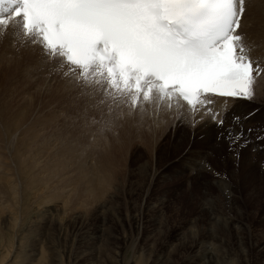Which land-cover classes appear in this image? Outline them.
I'll use <instances>...</instances> for the list:
<instances>
[{
	"label": "rangeland",
	"instance_id": "obj_1",
	"mask_svg": "<svg viewBox=\"0 0 264 264\" xmlns=\"http://www.w3.org/2000/svg\"><path fill=\"white\" fill-rule=\"evenodd\" d=\"M11 53L13 56H11ZM11 53L8 51L10 59L7 60V64H4L5 67L3 66L1 68L2 71L0 70V75L3 76L0 77V100L2 99L0 104L3 103L2 106L0 105V109H3L4 112L9 110L7 111L9 113L13 110L11 112L12 114L22 111V108L24 110L25 108L28 109L30 104L27 103L23 106L22 102L25 103L29 98H32V108L30 107L31 117L28 116L31 119L28 118V121L32 122V126H36L39 124L38 121L45 124L42 120L49 119V127L46 126L47 130L45 133L47 135V140L50 143H54L52 145H55L49 150V152H51L50 155L57 159L58 155L61 160L64 158L68 160L67 162L71 163H67L65 162L66 160H63L64 164L66 163L65 167L63 162H60L63 170H61V168L56 169L57 164L54 165L51 171L59 170L55 178L46 176L41 184H45V186L52 185L51 187L55 188L58 186L57 188H61L63 197L66 196L64 193L65 191L69 192L72 189H74L76 195L68 199L71 203V205L69 203L70 206L67 207L69 214L67 212V215L64 216L65 218L61 223L56 221L59 224H54L56 219H53V217L56 215V206H62L61 203H63L65 199L52 201L51 205L48 203L44 205V208L32 202L31 206L27 207L20 215L19 225L21 227L18 225L17 231L14 230L15 233L13 231L17 240L12 238L0 244V255L2 254V257H4L3 254H7V252H10L9 249L11 250L15 246V248L18 247V249L20 247V256L22 257L24 254L23 258L27 255L30 256L31 254L32 256L34 254L36 256L38 255L37 259L39 260L41 254L44 253V264H178L187 257H190L186 249H182L180 252L175 253L176 247L185 242L186 238L191 236L189 234H191L192 231H197V229L201 231L203 228H209L208 218L210 217H207L205 214L208 211L204 210L205 212L201 214V210L208 206L206 201L210 198L208 195L213 193L214 196H216V192L220 190H218L216 186L213 187V185H208V182L217 177H225L226 174L222 176V172L220 173L216 165H222L223 160L227 159L228 156L235 155L236 158V153H239L238 148H236L235 151H230L227 142L224 139L218 138V133L222 130H218L213 126H210L208 128L209 130L205 129L202 131L210 133V131L213 132L211 129H214L209 139H205V135L199 136V133L197 134V129L193 127V119L181 114V111L175 109V106L172 104H168L163 100L161 101L156 97L145 101L143 100V96H141L137 105L133 106L128 96H117L119 94L116 93L110 96L107 86L101 88V90H103L101 91L99 89V82H93L89 79L91 82L86 83L84 80H77L76 76H68V74H76L74 73L76 70L73 72H64L60 69H57L58 71H51L53 68L52 65L47 64L46 66V64L41 63L39 64L41 65L40 67L38 64H26L23 63V59L17 60L20 57L17 53ZM19 63H23L21 67ZM35 65L36 67L34 68L33 66ZM17 67H19V70H21L22 67L23 69L25 68V72H20ZM6 69L7 71H5ZM37 70H41L42 72H38ZM20 73L22 76L25 75L24 79L19 75ZM64 73H67V75ZM7 75L11 79L6 77ZM17 75L19 77H17ZM16 77L17 79L20 77L22 78L17 80ZM66 80L68 82L70 80V84ZM20 85L22 86L20 87ZM102 85L103 84H101V87ZM18 86L20 88L24 87L25 90H21ZM13 92H15V95ZM29 94H31V96ZM22 97L25 98L21 99ZM34 97L36 101L33 99ZM12 98L16 101H13ZM9 100L10 104L9 102H5ZM15 102L20 108L16 105H13L15 108L11 107L12 103L15 104ZM45 102H47V104ZM10 107L13 109L11 110ZM251 107H253V104ZM190 115L193 116L194 114L191 113ZM7 117H9V115ZM261 125L260 122L256 123L257 128L261 127ZM27 127L28 126H25V128ZM192 128L194 130H192ZM263 134L264 133H262V135ZM51 136L54 138L52 137L50 139L49 137ZM253 136L254 135H252V142L254 141ZM179 137H183V142H175ZM221 143H224V145H220ZM56 145L58 150L56 149ZM67 147L71 150L76 148L74 151H76L77 154H74V156L66 154L65 149H67ZM90 148L92 149L90 150ZM244 148L246 149L247 146ZM104 150H106L108 152L107 154L110 156V158L107 159L109 162L106 160L107 164L115 169H112L114 171V176H112L113 178L111 177L112 183H110L108 187H113L112 192L115 193L116 196L113 195L110 203L107 200L108 205L104 208L106 215H103L105 219L104 217L101 218L102 216L99 217L102 215V209L98 208L100 202L97 200L98 198H103V196H98L96 199V197L91 195L92 185H94L96 180V164L97 161L101 160L100 157L102 158V151L104 152ZM55 151L58 154H55ZM99 153H101L100 156ZM200 153L202 154L199 155ZM45 154L49 155L48 153ZM62 155L65 157H61ZM78 155L80 158L77 157ZM153 156L155 160H153ZM156 156L159 158L156 159ZM244 157L248 158L247 155ZM200 158L207 159V165L210 167L205 168L203 160L201 163L202 165L200 162L196 163V159L199 160ZM189 163L192 166V170L185 168ZM48 164L49 163H46V165ZM43 165L44 163H41L35 171L42 173L45 170L44 168L41 169ZM70 166L71 168L69 171L73 173L68 172ZM157 169L158 171L161 170L160 172L164 174V178L161 182L154 181V184L150 186L146 175H150L152 170L154 172L157 171ZM241 169L240 167L243 180L241 188L238 189L239 200L241 201L239 211L241 210V213L235 210H229L231 207L228 208V205V207L226 205L223 206L222 203L218 205L223 208H219L218 205L215 206V208L217 210L222 209L227 217L242 220V227L244 229L238 231V233L233 232L230 235H233L232 241L236 240L235 234H240L239 237L242 235L243 237H241V240L244 242L252 238V241H259L261 243L264 242V191H258L255 197L245 199L243 197V192L245 190L243 186L246 182L252 180L254 174L257 173L253 171V175L249 174L248 176L243 172L244 169L243 171ZM225 170H230V168H226ZM190 171V179L193 178V181H189V177L187 175L185 176V173ZM235 171L237 172V169H235ZM45 174H47V172L43 174V177ZM244 175H246L245 181ZM15 177H17V175H15ZM259 182H261L260 178ZM104 196L107 197V193H105ZM103 201L104 200H102V202ZM109 204L110 207H108ZM75 208H78V210ZM230 213H233V216H230ZM77 214L80 216L79 220L76 219ZM60 217L59 219H61ZM179 227H183V236L185 235L184 239L181 240H179V238H181L180 236L177 237L175 235V231ZM190 228L192 230H189ZM3 233H5V231ZM18 233L20 234L18 235ZM160 233L162 236H160ZM164 235L165 237H163ZM225 239L226 237H224L223 242H225ZM10 240L13 246H11ZM206 241L209 240L206 239ZM190 242L186 241V243ZM9 243L11 245H9ZM209 243L215 245L213 240H210ZM5 244L7 245L5 246ZM206 244L208 245V243ZM241 245H243L242 249L245 251V255H241L239 252L236 256L226 258L224 256L226 244L223 243V250L219 249L223 256L213 264H228L232 258L234 260L231 262L234 264H246V262L247 264H264V245H262L263 253L258 255H250L252 251L247 243H242ZM35 247H38V249L36 250ZM228 251L230 250L228 249ZM236 253V251L233 252V254ZM89 254L90 256H88ZM79 256L82 257L83 261L79 259ZM241 256L245 257V259ZM197 263L202 264V262H194V264Z\"/></svg>",
	"mask_w": 264,
	"mask_h": 264
},
{
	"label": "snow or ice",
	"instance_id": "obj_2",
	"mask_svg": "<svg viewBox=\"0 0 264 264\" xmlns=\"http://www.w3.org/2000/svg\"><path fill=\"white\" fill-rule=\"evenodd\" d=\"M245 14L246 0H0V41L11 31L15 45L12 25L21 22L45 61L62 58L86 83L90 73L106 77L109 95L128 96L133 106L154 92L181 98L194 111L202 108L199 118L206 113L235 151L254 132L264 144V127L245 126L253 112L229 121L226 112L210 110L215 96L253 101L264 76L237 34Z\"/></svg>",
	"mask_w": 264,
	"mask_h": 264
},
{
	"label": "bare ground",
	"instance_id": "obj_3",
	"mask_svg": "<svg viewBox=\"0 0 264 264\" xmlns=\"http://www.w3.org/2000/svg\"><path fill=\"white\" fill-rule=\"evenodd\" d=\"M12 27L17 29L18 35H17V38H16L15 45H13L12 40H11V31H9V36L7 38H5L2 41H0V54H2V55H0V70L4 66V64L7 62V60L10 59V55L8 54V51H9V53H11V52L17 53L20 56L17 60L23 59V61H24L23 63H26V64L27 63H32V64H38L39 65L41 63H44V64H46V66L48 64V65H52L54 67L56 65V63L58 61H60L61 62L60 63V67L58 69L63 70L64 72L65 71L66 72H68V71L69 72H73L72 70L68 69V66L66 65L65 62L62 61V58L54 57V56L50 55L48 57V59L45 61L43 56L41 55V45L38 42V39L34 40L30 36H25L23 34V29H22V23L21 22H17L15 24H13ZM2 31H3V29H0V32H2ZM239 33L243 37V43L245 45L246 54L249 55L256 62H258L262 67H264V0H246V14H245V16L242 19V24H241ZM244 35H245V39H244ZM28 41H31V43H29ZM11 44H12V46H11ZM11 56H13V54ZM15 60H13V61H15ZM10 62H12V61H10ZM23 63H19L20 64L19 66L21 67V65ZM9 65H10V63H9ZM23 66H25V65H23ZM39 66L41 67V65H39ZM42 66H44V65H42ZM52 66H51V68H52ZM33 67L35 68L36 65L33 66ZM17 68L19 70V67H17ZM12 69H13V67H12ZM22 69H23V67H22ZM22 69L19 70V71L21 72V71L25 70V68L23 70ZM18 70H16V71H18ZM60 70H59V72H60ZM5 71H7V69ZM40 71H38V72H40ZM24 72H22V73H24ZM74 73H76V74H68V76L71 75L72 77H74V76L78 77V76L81 75L79 70H76V72H74ZM16 74H17V72H16ZM19 75L22 76L21 73ZM65 75H67V74H65ZM24 76H22L23 79H24ZM58 76H59V73H58ZM0 77H3V76L0 75ZM6 77L9 78L8 75ZM17 77H19V76L17 75ZM17 77H16V79H17ZM22 77H20L19 79H21ZM9 79H11V78H9ZM19 79H17V80H19ZM89 79H91L93 82L94 81L99 82L100 83V88H99L100 90H101V88H103V87L105 88L107 86L106 84L103 83V81L106 80V77H99V76H97L96 73H90ZM62 81H63V79H62ZM4 82H5V79H4ZM9 82H10V80H9ZM9 82H8V85H9ZM68 83L70 84V80H69ZM95 84H97V83H95ZM101 84H103L102 87H101ZM21 86L22 85H20V87ZM12 87H14V86H12ZM69 87H70V85H69ZM10 88H11V86H10ZM25 88H26V86H25ZM256 88L257 89H256L255 99L253 101H251V102H245V101H236V102L215 101V103L211 106L210 110L213 111V112L219 113V114H221V113L218 112L217 110L225 111L227 113V115H228V120L229 121H231V118H232L233 115H241L242 116L243 113H244L243 115H246L248 112L251 111V112L254 113L253 119L251 121L247 122L245 126L246 127H248V126L255 127L257 129V131H259L261 127H264V77H261V78H259L257 80ZM20 89L22 90V89H24V87L20 88ZM96 89H98V88H96ZM73 91H74V89H73ZM101 91H103V90H101ZM37 92H38V90H37ZM14 93L15 92H13V94ZM35 93H34V95H35ZM113 93H115V92H113ZM101 94H103V93H101ZM29 95L31 96V94H29ZM98 95L100 96L99 92H98ZM98 95H97V97H98ZM30 96H28V97H30ZM112 96H113V94H112ZM117 96H121V95H117ZM25 97H26V95H25ZM153 97H156L157 99H160L161 101L163 100V101H165L168 104H172L173 106H175V109H178V110L181 111V114L185 115L188 118L193 119V127L197 129V134L199 133L198 134L199 136H204L205 135V139H209L211 134H213V132H214V129H211L213 132L210 131V133L202 132L203 130L208 129L210 126H213L216 129H218V130H222V129L218 128L215 124H213L211 120L207 119L206 113H205V116L203 118H199L200 117V113L203 111L202 108H198L197 110L194 111L187 104V102L183 101L181 98L173 97L172 99H169L167 97H162L159 93H155V92L152 94L150 99H152ZM7 98H9V97H7ZM24 98L22 97L21 99H24ZM103 98H101V99H103ZM156 98H154V99H156ZM14 99H15V97H14ZM14 99H13V101H16ZM17 99H20V98H17ZM33 99H35V97ZM46 99H47V97H46ZM99 99H100V97H99ZM32 101H33L32 98H29L28 101H26L25 103L22 102V104L24 106L25 104L29 103L30 104L29 106L32 108V106H31L32 103H33ZM35 101H36V99H35ZM97 101H98V99H97ZM3 102H4V100H3ZM5 102L6 103L9 102V104H10V100L9 101H5ZM37 102H36V104H37ZM45 103L47 104V102H45ZM2 104L3 103H1L0 105L2 106ZM9 104H8V106H9ZM252 104H253V107H251ZM4 105H6V104H4ZM4 105H3V108H4ZM13 105H16V102H15V104L12 103V106H11V107L15 108ZM254 105H257V106H254ZM8 106H7V108L9 109ZM11 107H10V109H11ZM17 107H19V106H17ZM30 107L28 109L25 108V110L22 108V111L18 110L20 108L19 107L18 109H16L19 112H15L13 114L11 113L13 111L12 110L13 108L11 109L12 111L10 113L7 112L9 110H6L4 112L3 109H0V198H3V199H0V244H3L5 242V240L7 241L8 239H12V238L17 240V238H15V234H14L15 231L14 230H16L18 228L19 221H20V215L24 212L25 209H27V207L31 206L32 202H33V204H39L40 207L44 208L45 207L44 205H46L48 203H49V205H51L52 201L65 199L63 201V203H61L62 206H59V205L56 206V208H57V210L55 212L56 215L54 214L55 216L53 217V219H56L55 222H54V224H56L57 223L56 221H59V223H61V221L65 218L64 216L67 215V212H68L67 207L71 205V203L68 201V199L71 196L76 195L75 194L76 192H74V189H72L69 192L68 191L64 192L66 194V196H65L66 198H65V197H63V194H61L62 193L61 192V188H57L58 186L55 188V187H51L52 185L51 186L50 185L45 186V184H41V182L44 180V178L46 176H50L52 178H55V176L57 175V172L59 170L51 171V168L54 165L57 164L56 165V169L61 168V170H63L62 166L60 165V162H63V164H64L63 160H66L65 162H67L68 160L64 159V158H62V160H61L59 158L60 156H58V155H57L58 159L54 158V156L50 155L51 152H49V150L55 145H52L54 143H52V142L50 143L47 140V135L45 133V131L47 130L46 126L49 127V123H50V122H48L49 119H47V120L46 119L45 120L39 119V120H42L43 122H45V124L40 123V121H38L39 124H37L36 126H32V122L28 121L29 119H31V118H29V117H31ZM31 110H34V109H31ZM256 110H258V111H256ZM28 111H29V113H28ZM151 113H154V112H151ZM191 113H193L194 115L191 116L190 115ZM8 115H9V117H7ZM33 115H34V113H33ZM182 121H183V119H182ZM182 121H181V123H182ZM257 122H260L262 124L261 127H259V128L256 127V123ZM190 125H191V123H190ZM25 126H28V127L25 128ZM229 126H231V125H229ZM88 130H89V128H88ZM192 130H194V129L192 128ZM44 133H45V135H44ZM153 133H154V131H153ZM193 135H194V133H193ZM252 135H254L253 136L254 137V141L252 143H250L249 145H247L246 149L244 147H239L238 151H239L240 154L238 156H236V158H235V155L234 156H228L227 159L223 160V164L222 165H216V168L220 171V173L222 172L221 175L222 176H224V174H226V175H225L224 178L216 176L217 177V178L215 177L216 179H211V181L208 182V185H213V187L216 186V188H218V190H220V191L216 192L217 193L216 196H214L213 193H210L208 195V197H210V198H208L206 200L208 206L204 207L202 210L200 209L201 210V214L204 213L205 211H208L205 214H206L207 217H210V218H208V221H209V225L208 226H209V228H203V229H201V231H200V229L199 230L197 229V231H195L193 229L194 231H192L191 234H189L191 236H188V237L186 236L187 238L185 237L186 241H188V242L191 241V242L190 243H186V241H185V242L181 243L179 246L176 247L175 253L180 252V250H182V249H186L188 251L189 256H190V257H187L186 259L182 260V262H180L178 264H194V262H202V264H213L216 260H218L219 258H221L223 256L222 252L219 251V249L220 250L222 249L223 243L226 244V248L224 249V250H226V252H224L225 253L224 256L226 258H229V257H232V256H236L239 252H240L241 255H245V251L242 249V246H243V245H241L242 243L243 244H246V243L248 244V247L252 251V252H250L251 253L250 255H258L260 253L261 254L263 253L262 245H264V242L260 243L259 241H252L251 240L252 238H249L247 242H244L243 240H241V237H243V236L241 235L239 237L240 234H235L236 240L232 241V236L233 235L232 236H230V235L233 232H237L238 233V231H241L242 229H244L242 227V220H240L238 218L227 217L226 213L222 209H218L217 210L215 208V206H217L218 204L222 203L223 206H225V205L227 206L228 205L229 206V207L227 206L228 208L231 207L229 210H235L236 212H238V213L240 212L241 213V210L239 211V206H240V202L241 201L239 200V190L238 189L241 188L243 179H242V176H241V173H240V167L242 168L241 169L242 171L244 169L243 172H245L248 176H249V174L253 175V173H252L253 171L257 173V174H254V176L252 177V180H250L249 182H246L245 185L243 186V189L245 188V190L243 192L244 193L243 197L245 199H249L251 197H255V194L258 193V191H261V192L264 191V183H263L264 182V144H262L260 141L255 139V135H256L255 132ZM48 136H49V134H48ZM42 137H44V138H42ZM52 137L53 136H51L49 138L51 139ZM183 140H184L183 137H179V138L176 139L175 142H180V141L183 142ZM57 143H58V141H57ZM212 145H214V144H212ZM220 145H224V143H221ZM172 146H174V145H172ZM88 147H90V146H88ZM146 148H147V146H146ZM56 149H57V145H56ZM75 149L76 148H74V150ZM91 149L92 148H90V150ZM253 149H255V151ZM65 150H66V154H68L70 156L71 155L74 156V154L75 155L77 154L76 151L71 150L68 147ZM88 152H90V151H88ZM174 152H175V150H174ZM45 153H48L49 155H46ZM79 153H81V152H79ZM102 153H103V156H102V158L100 157L101 160L97 161V164H96V180H95L94 185H92L91 195L93 197H96V199L98 198V196H103V198H98L97 200L100 202V205H99L98 208L102 209V212H101L102 215H100L99 217L102 216L101 218L104 217V219H105V216H103V215H106L105 212H104V208L108 205V202L110 203L111 199L113 198V195L115 196V193L112 192L113 187L112 188L108 187V185L110 183H112L111 179L113 178L112 176H114V173H113L114 171L113 170H115V169L111 168L106 162V160L110 158V156L107 154L108 152L106 150H104V152L102 151ZM162 153H163V150H162ZM55 154H58V153L56 152ZM100 154L101 153H99V156H100ZM201 154L202 153H200L199 155H201ZM82 155H84V154H82ZM227 155H229V154H227ZM245 155H247L248 158L244 157ZM61 157H65V156L62 155ZM77 157L80 158L79 155ZM158 158L159 157L156 156V159H158ZM153 160H155L154 156H153ZM202 160H203V165L205 167V164H207V159H205V158L204 159L200 158L199 160L196 159V163L200 162V164H201ZM41 163H44V165H43V167L41 169L44 168L45 170L42 173L36 172L35 170L39 167V165ZM46 163H49V164L46 165ZM67 163H70V162H67ZM153 163H154V161H153ZM65 167H66V165H65ZM70 168H71V166L69 167L68 172H72V171H69ZM185 168L192 170V166H191L190 163ZM226 168H230V170H225ZM72 169H73V167H72ZM235 169H237V172L235 171ZM140 170H142V169H140ZM160 171H158V169H157V171L153 172V170H152L150 175H148V174L146 175L148 177L150 186H152L154 184V181L161 182L163 180L164 174H162ZM46 172H47V174H45L44 177H43V174L46 173ZM245 173H243V174H245ZM15 175H17V177H15ZM186 175L189 177V179H188L189 181H193V178L190 179L191 178V171L188 172V173H185V176ZM255 175H257V176H255ZM259 178H260L261 182H259ZM250 179H251V177H250ZM245 180H246V175H244V181ZM140 186H142V185H140ZM205 189H207V188H205ZM93 190H95V191H93ZM105 193H107V197L104 196ZM96 199H95V201H96ZM102 200H104V201L102 202ZM107 200H108V202H107ZM99 202H98V204H99ZM251 202H253V201H251ZM69 203H70V205H69ZM108 207H110V204H109ZM220 207L221 206H219V208ZM221 208H223V207H221ZM75 209L78 210V208H75ZM106 211L108 212L107 209H106ZM45 212H48V211H45ZM227 212H229V211H227ZM233 213H234V211H233ZM233 213H230L231 215L230 214H228V215L233 216L232 215ZM68 214H69V212H68ZM51 215H52V213H51ZM59 217L61 219H59ZM79 218H80V216H78V214H77L76 219L79 220ZM75 222H78V221H75ZM59 223H57V224H59ZM20 224H21V222H20ZM23 225H24V223H23ZM245 226H247V225H245ZM24 227H26V226H24ZM23 228H22V230H23ZM191 228L189 230H192ZM247 228H249V227H247ZM4 231H5V233H3ZM13 231H14V233H13ZM27 231H28V229H27ZM189 232H187V233H189ZM2 234H3V236H2ZM19 234L20 233H18V235ZM226 234H228V235H226ZM175 235L177 237H179V236L181 237V238H179V240L184 239L185 235L183 236V227L182 228L181 227L177 228L176 231H175ZM160 236H162V234ZM163 237H165V235ZM224 237H226L225 242H223L224 241ZM206 239L209 240V241L213 240L215 242V245L212 244L213 242L209 243V241H206ZM177 241H178V239H177ZM10 242H11L12 245L10 243H9V245L13 246V243H12L11 240H10ZM206 243H208V245ZM6 245L7 244H5V246ZM16 248L18 249V247H16ZM16 248L14 246L11 250L9 249L10 252H7V254H3L4 257H2V254H1L0 255L1 256L0 257V264H42V263L44 264V257H45L44 253L41 254L39 260L37 259L38 255L36 256L34 254L32 256H31V254H30V256L27 255L25 258H23V256H24L23 253H21V254H23L22 257L20 256V247H19L18 250ZM235 248H237V249H235ZM24 249H25V247H24ZM35 249L37 250L38 247L37 248L35 247ZM228 249L230 251H228ZM234 251H236L237 253L233 254ZM1 253H2V251H1ZM39 255H40V253H39ZM88 256H90V254ZM242 258L245 259V257H242ZM79 259L82 260V257L79 256ZM89 260H90V258H89ZM206 260H208V261H206ZM233 260L234 259L232 258L231 261H233ZM231 261L228 264H234ZM239 263H240V261H239ZM243 263H244V261H243ZM197 264H200V263H197ZM246 264H247V262H246Z\"/></svg>",
	"mask_w": 264,
	"mask_h": 264
}]
</instances>
